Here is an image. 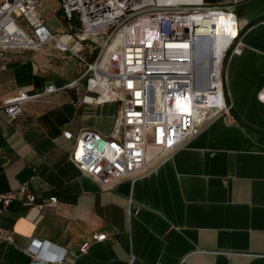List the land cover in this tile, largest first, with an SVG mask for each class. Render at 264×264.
<instances>
[{"label":"crops","instance_id":"1","mask_svg":"<svg viewBox=\"0 0 264 264\" xmlns=\"http://www.w3.org/2000/svg\"><path fill=\"white\" fill-rule=\"evenodd\" d=\"M171 1L235 12L242 51L225 64L232 108L168 158L110 188L71 153L85 130L109 134L120 104L91 105L84 62L55 42L0 57V106L20 88H58L0 124V194L15 196L0 213V227L14 236L0 242V264H264V0ZM37 11L50 31L94 60L90 43L68 31L60 0H38ZM24 182L38 201L58 202L30 205L19 190ZM101 233L107 238L97 241Z\"/></svg>","mask_w":264,"mask_h":264},{"label":"built area","instance_id":"2","mask_svg":"<svg viewBox=\"0 0 264 264\" xmlns=\"http://www.w3.org/2000/svg\"><path fill=\"white\" fill-rule=\"evenodd\" d=\"M37 4L38 0H0V22L8 18L9 24H17L13 33L0 27V57L10 49H36L55 42L84 62L81 79L95 95L91 105L120 104L112 131L102 135L85 130L71 153L72 161L104 188L168 158L216 117L230 114L225 64L230 53L242 51L237 16L231 8L202 1L60 0L68 31L97 51L89 61L50 31ZM221 17L233 19V31L228 32L227 21H218ZM217 44L222 53L215 61L212 51ZM57 90L54 84L37 94L20 88L0 106V124L23 114L25 103ZM19 190L27 203L40 210L58 202L57 196L38 201L28 182L21 183ZM14 197L13 191L0 194V213ZM106 238V233L96 235L97 241ZM13 240V233L0 227V242ZM89 247V242L83 243L80 252Z\"/></svg>","mask_w":264,"mask_h":264},{"label":"bare ground","instance_id":"3","mask_svg":"<svg viewBox=\"0 0 264 264\" xmlns=\"http://www.w3.org/2000/svg\"><path fill=\"white\" fill-rule=\"evenodd\" d=\"M218 21H220V22L225 21V22H226L227 19L224 18V17H221L220 19H218ZM227 24H228V25H227V30H228V32L230 33V32L233 31V29L235 28V27H234V21H233V19L230 18V19L227 21ZM16 25H17V24H16ZM16 25H15V24H9L8 18L3 19V20L0 22V27H6L7 30H8L10 33H13V32L17 29ZM234 31H235V30H234ZM220 34H221V31H220ZM8 37H9V36H5V37H4V40H7ZM217 43H219V42H217ZM200 50H201V49H199V51H200ZM221 53H222V49H221L220 45L217 44L215 50L212 51L213 56H215V58H216L215 61L220 60V58H221Z\"/></svg>","mask_w":264,"mask_h":264},{"label":"rangeland","instance_id":"4","mask_svg":"<svg viewBox=\"0 0 264 264\" xmlns=\"http://www.w3.org/2000/svg\"><path fill=\"white\" fill-rule=\"evenodd\" d=\"M19 21H20L21 24H23V21L21 22V18H19ZM23 26H24V24H23ZM24 27H25V26H24Z\"/></svg>","mask_w":264,"mask_h":264},{"label":"trees","instance_id":"5","mask_svg":"<svg viewBox=\"0 0 264 264\" xmlns=\"http://www.w3.org/2000/svg\"><path fill=\"white\" fill-rule=\"evenodd\" d=\"M207 1H210V0H207Z\"/></svg>","mask_w":264,"mask_h":264}]
</instances>
